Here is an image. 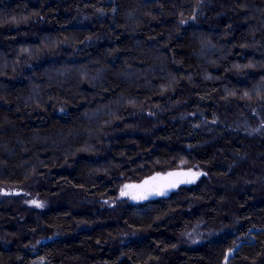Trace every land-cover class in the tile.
<instances>
[{"label":"trees","instance_id":"obj_1","mask_svg":"<svg viewBox=\"0 0 264 264\" xmlns=\"http://www.w3.org/2000/svg\"><path fill=\"white\" fill-rule=\"evenodd\" d=\"M0 188V264H264V0H0Z\"/></svg>","mask_w":264,"mask_h":264},{"label":"rangeland","instance_id":"obj_2","mask_svg":"<svg viewBox=\"0 0 264 264\" xmlns=\"http://www.w3.org/2000/svg\"><path fill=\"white\" fill-rule=\"evenodd\" d=\"M169 173L173 175H169ZM206 176V172L202 169L168 170L155 173L138 183L126 184L131 187L126 188L125 185L121 189L119 195L135 204L145 203L156 199L167 198L180 188L193 187L200 183ZM153 177H155V179H153ZM145 181L148 183L145 184ZM122 190L127 194L122 195ZM19 199L24 200L27 206L37 210H43L48 206L47 200H41L38 196L36 198L30 192L18 189L5 190L0 188V204L2 202H11V200L17 202ZM34 201L36 203H33ZM222 231L229 232V229L223 226L215 231L212 228L206 229L202 224H199L188 230L184 239L187 245H200L216 239Z\"/></svg>","mask_w":264,"mask_h":264},{"label":"snow or ice","instance_id":"obj_3","mask_svg":"<svg viewBox=\"0 0 264 264\" xmlns=\"http://www.w3.org/2000/svg\"><path fill=\"white\" fill-rule=\"evenodd\" d=\"M169 175H173V174L172 173H169ZM153 179H155V177H153ZM144 183L147 184L148 182L145 181ZM125 187L128 188V187H131V186L126 185ZM124 194H127V193L123 192V190H122V195H124ZM33 203H36V202L34 201Z\"/></svg>","mask_w":264,"mask_h":264}]
</instances>
